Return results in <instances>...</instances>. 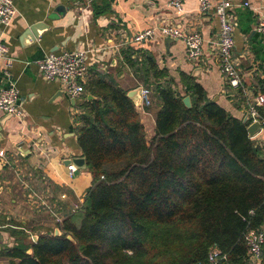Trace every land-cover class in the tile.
I'll use <instances>...</instances> for the list:
<instances>
[{"label": "crops", "instance_id": "obj_1", "mask_svg": "<svg viewBox=\"0 0 264 264\" xmlns=\"http://www.w3.org/2000/svg\"><path fill=\"white\" fill-rule=\"evenodd\" d=\"M13 1L17 15L8 26L0 25V41L13 58L11 67L0 58V90H18L23 115L8 119L0 112V150L8 160L5 165L0 160V251L17 241L29 244L34 236L53 233L58 227L54 217L63 221L76 211L75 206L83 204L91 173L71 164L76 171L69 175L66 161L83 157L77 143L82 106L85 101H100V82L127 92L140 86L152 90L153 105L137 107L148 142L154 136L161 106L158 85L175 86L183 93V78L189 76L208 99L239 120L248 114L256 94L264 91V34L256 31L258 20L264 17V0H229L241 87L229 85L218 68L211 42L217 39L219 22L213 9L206 15L199 13V0H180L181 11L170 5L172 0ZM218 1L209 0L212 5ZM106 7V12L96 15ZM33 25H41L37 39L26 35ZM163 25L201 35L198 63L186 60L183 40L167 43L156 35L132 41L136 33ZM77 50L87 51V74L85 93L72 100L63 93L62 85L42 77L37 61L50 53ZM197 68L198 77L193 76ZM29 189L55 204V215L40 204L35 206L28 197ZM61 194L66 198L61 199ZM12 262L17 260L0 256V264Z\"/></svg>", "mask_w": 264, "mask_h": 264}, {"label": "trees", "instance_id": "obj_2", "mask_svg": "<svg viewBox=\"0 0 264 264\" xmlns=\"http://www.w3.org/2000/svg\"><path fill=\"white\" fill-rule=\"evenodd\" d=\"M183 84V93L156 87L161 106L148 142L127 91L100 82L77 137L92 176L83 204L58 225L60 237L17 241L0 256L12 264H204L216 247L230 264H249L244 234L264 226V146L191 77Z\"/></svg>", "mask_w": 264, "mask_h": 264}, {"label": "built area", "instance_id": "obj_3", "mask_svg": "<svg viewBox=\"0 0 264 264\" xmlns=\"http://www.w3.org/2000/svg\"><path fill=\"white\" fill-rule=\"evenodd\" d=\"M94 0H87L88 3ZM170 5L181 11V1L172 0ZM248 3L245 4L247 6ZM231 7L229 0H219L212 5L209 0H199V13L206 15L213 9L218 22L219 32L217 39L211 42L216 50V60L220 72L226 77L227 82L232 87H241V76L234 62V38L233 27L230 22L228 11ZM17 15V10L13 0H0V25L8 26L12 19ZM256 31L264 34V17H261L256 24ZM160 35L163 38L173 40H183L186 49V60L188 62L198 63L202 54L203 39L198 32H184L173 25H163L157 28H149L145 31L136 33L132 36L133 42H142L144 40L153 39L154 36ZM0 58L4 59L6 67H11L13 58L10 56L9 48L0 41ZM87 51H64L59 54L50 53L41 60L37 61V65L41 71L42 77L49 82H58L63 87V93L72 100H77L85 93V78L87 74ZM141 106L151 107L153 105V92L148 87L140 86ZM19 92L15 87L0 90V112L22 117V111L19 108ZM264 106V94H256L255 101L248 108V114L252 122H258L260 131L254 138L255 144L259 147L264 146V115L259 112V108ZM0 160L3 165L8 163L6 154L0 150ZM69 175L76 170L73 165H68ZM28 187V186H27ZM29 188V187H28ZM29 199L47 208V211L55 215V204L47 203L44 197L39 195L33 189H29ZM61 199H65L66 195L61 194ZM264 204V200H263ZM75 206L74 210H77ZM56 224H61L62 219L59 216L54 217ZM244 243L247 247V257L249 264H260V255L264 246V226L260 228L248 229L244 234ZM204 264H230L228 256L222 253L216 247H212L207 255Z\"/></svg>", "mask_w": 264, "mask_h": 264}, {"label": "water", "instance_id": "obj_4", "mask_svg": "<svg viewBox=\"0 0 264 264\" xmlns=\"http://www.w3.org/2000/svg\"><path fill=\"white\" fill-rule=\"evenodd\" d=\"M41 25H33V26H30L27 31H26V35H29L31 34L33 36V38L37 39L39 38V35L37 33L38 29H40ZM166 41L167 43L169 42H174L173 39H170V38H166ZM198 72H200V69L197 68L194 70L193 72V76H197L198 77ZM127 97L133 102V104L135 105V107H140L141 106V95H140V87H137L136 89H133V90H130L127 92ZM91 98V97H89ZM184 105L187 107V108H190L191 107V102H190V97L189 96H185L183 99H182ZM8 117V119L11 117V115L9 114H6ZM250 120V117H249V114H246L242 120V123L243 124H247ZM247 132H248V136L250 139H254L259 131H260V125L258 122H252L250 124L247 125V128H246ZM68 164H74V166L76 167V169H78L79 171H83V172H86L88 171V168H87V165H86V161H85V158L84 157H79V158H75V159H72V160H67L66 161ZM62 235V232L60 230L59 227H56L54 229V232H53V236L54 237H60ZM68 240L72 241V237L71 236H67L66 237ZM37 240V236H34L33 237V241L35 242ZM32 251L29 249L27 250V254H31Z\"/></svg>", "mask_w": 264, "mask_h": 264}, {"label": "rangeland", "instance_id": "obj_5", "mask_svg": "<svg viewBox=\"0 0 264 264\" xmlns=\"http://www.w3.org/2000/svg\"><path fill=\"white\" fill-rule=\"evenodd\" d=\"M10 264H12V263H10Z\"/></svg>", "mask_w": 264, "mask_h": 264}]
</instances>
